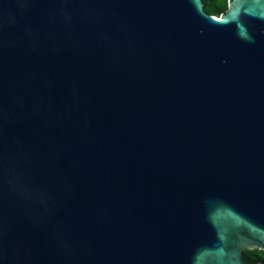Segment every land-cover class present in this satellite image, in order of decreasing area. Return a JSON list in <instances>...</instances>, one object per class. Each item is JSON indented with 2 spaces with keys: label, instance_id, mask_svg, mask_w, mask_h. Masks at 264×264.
I'll return each instance as SVG.
<instances>
[{
  "label": "water",
  "instance_id": "1",
  "mask_svg": "<svg viewBox=\"0 0 264 264\" xmlns=\"http://www.w3.org/2000/svg\"><path fill=\"white\" fill-rule=\"evenodd\" d=\"M264 0H0V264H264Z\"/></svg>",
  "mask_w": 264,
  "mask_h": 264
},
{
  "label": "trees",
  "instance_id": "2",
  "mask_svg": "<svg viewBox=\"0 0 264 264\" xmlns=\"http://www.w3.org/2000/svg\"><path fill=\"white\" fill-rule=\"evenodd\" d=\"M229 0H203L204 9L207 13L219 16L228 8ZM243 256L247 263L264 262V249L246 248Z\"/></svg>",
  "mask_w": 264,
  "mask_h": 264
},
{
  "label": "flooded vegetation",
  "instance_id": "3",
  "mask_svg": "<svg viewBox=\"0 0 264 264\" xmlns=\"http://www.w3.org/2000/svg\"><path fill=\"white\" fill-rule=\"evenodd\" d=\"M254 248H257V247H254ZM246 249V248H245ZM260 249V248H259ZM243 259H244V256H243ZM244 261H245V259H244ZM246 262V261H245ZM263 262V261H262ZM264 263V262H263Z\"/></svg>",
  "mask_w": 264,
  "mask_h": 264
}]
</instances>
